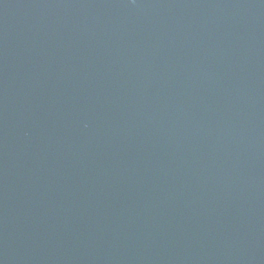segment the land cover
Segmentation results:
<instances>
[{
	"label": "water",
	"instance_id": "1",
	"mask_svg": "<svg viewBox=\"0 0 264 264\" xmlns=\"http://www.w3.org/2000/svg\"><path fill=\"white\" fill-rule=\"evenodd\" d=\"M0 264H264V0H0Z\"/></svg>",
	"mask_w": 264,
	"mask_h": 264
}]
</instances>
